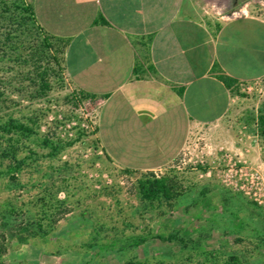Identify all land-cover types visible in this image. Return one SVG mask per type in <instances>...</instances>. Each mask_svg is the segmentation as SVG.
<instances>
[{
	"label": "rangeland",
	"instance_id": "1",
	"mask_svg": "<svg viewBox=\"0 0 264 264\" xmlns=\"http://www.w3.org/2000/svg\"><path fill=\"white\" fill-rule=\"evenodd\" d=\"M31 2L0 0V124L25 126L0 130V264H264V209L222 168L226 154L261 166L264 81L250 95L239 86L230 132L195 127L156 161L149 138L99 131L100 104L73 86L66 42ZM152 174L170 179L171 199H143L138 181Z\"/></svg>",
	"mask_w": 264,
	"mask_h": 264
},
{
	"label": "crops",
	"instance_id": "2",
	"mask_svg": "<svg viewBox=\"0 0 264 264\" xmlns=\"http://www.w3.org/2000/svg\"><path fill=\"white\" fill-rule=\"evenodd\" d=\"M31 3L40 27L65 40L73 86L100 104L99 131L145 138L156 161L183 151L195 127L230 132L237 89L264 81V0Z\"/></svg>",
	"mask_w": 264,
	"mask_h": 264
},
{
	"label": "built area",
	"instance_id": "3",
	"mask_svg": "<svg viewBox=\"0 0 264 264\" xmlns=\"http://www.w3.org/2000/svg\"><path fill=\"white\" fill-rule=\"evenodd\" d=\"M240 89L250 95L252 84H241ZM205 145L208 146L207 143ZM186 156L187 154L179 160V164L187 161ZM223 161V177L227 185L264 209V157L261 158L259 167H255L252 162L241 156L232 157L226 154Z\"/></svg>",
	"mask_w": 264,
	"mask_h": 264
},
{
	"label": "trees",
	"instance_id": "4",
	"mask_svg": "<svg viewBox=\"0 0 264 264\" xmlns=\"http://www.w3.org/2000/svg\"><path fill=\"white\" fill-rule=\"evenodd\" d=\"M26 12H30V14L35 18L34 12L32 8H26ZM221 80L228 86H232L234 83H236L233 79L222 76ZM43 87H48V84L46 81L43 82ZM82 94L96 98L95 96H92L90 94L84 93L81 91ZM261 124L264 126V118L262 117L260 119ZM15 129L19 132H23L25 129L24 124L15 125L12 120H9L3 124H0V130L5 133H12V130ZM14 159V158H12ZM12 165V164H11ZM9 166V172L13 173L15 171L16 166ZM12 180H16V176L12 175ZM138 188L139 193L143 197V199L154 202V201H160L162 198L171 199L173 197V192L171 188V181L169 178H157L155 175L147 176L143 179H140L138 181ZM145 241V239H139L136 243L141 244ZM3 255L2 249L0 248V256ZM238 259L236 257H230L231 264H236ZM136 264H144V263H136Z\"/></svg>",
	"mask_w": 264,
	"mask_h": 264
}]
</instances>
